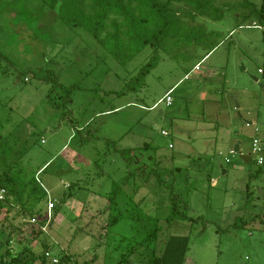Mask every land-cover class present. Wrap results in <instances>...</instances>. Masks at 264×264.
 Wrapping results in <instances>:
<instances>
[{"label": "rangeland", "instance_id": "rangeland-1", "mask_svg": "<svg viewBox=\"0 0 264 264\" xmlns=\"http://www.w3.org/2000/svg\"><path fill=\"white\" fill-rule=\"evenodd\" d=\"M247 2L262 0H215L222 20L197 23L219 32V45L202 59V47L168 43L133 87L150 46L107 50L41 0H0V174L11 166L19 185L9 220L29 212L0 264L28 261L41 242L59 261L115 264L155 219L157 255L187 236L185 264H264V163L240 158L254 140L264 156V27ZM171 195L193 221H166ZM108 217L116 223L105 229Z\"/></svg>", "mask_w": 264, "mask_h": 264}, {"label": "trees", "instance_id": "trees-1", "mask_svg": "<svg viewBox=\"0 0 264 264\" xmlns=\"http://www.w3.org/2000/svg\"><path fill=\"white\" fill-rule=\"evenodd\" d=\"M41 2L44 7L56 12L60 21L72 27L83 28L107 50L113 48L114 52H118L128 46L131 51L133 47H136L134 52H137L150 46L154 50V55L131 79V81L134 80V85L131 84L133 87L143 81L150 69L157 63L158 49H165L168 43L202 47L206 50L202 59L219 45L217 39L220 37V33L208 31L203 24L197 23L198 19H207L213 22L222 20L223 12L216 5L215 0H41ZM244 8L247 9L246 16L255 15L261 26L264 27V0L258 9L248 2L245 3ZM259 72L264 74L261 70ZM45 80L50 82V78H45ZM68 93L69 91H66L67 95ZM48 99L51 100V93H49ZM52 105L58 106L56 103H52ZM121 153L123 156L130 155L132 150H123ZM11 170V166H8V169L0 174V190L5 191L4 198L0 201V213L1 210L8 207L3 218L0 219V232L6 235L0 240V254L3 250L6 256L9 255L7 247L11 243L12 235L24 231L25 228L23 222L16 225L13 222L24 220L29 214L28 210L21 206L23 209L20 212L16 209L18 215L9 220V215L14 209L9 203V197L18 194L15 190L18 184L11 175ZM157 180L159 181V179ZM24 187H26L25 184ZM118 191L119 188L114 186L110 193L111 196L107 200V209L116 206L115 199ZM13 200L21 205L20 195L13 196ZM169 200L170 213L166 217L167 222L173 220L193 221L186 215V205L178 196L171 195ZM52 216L55 217V212ZM43 221L37 223L40 228L43 226ZM158 222L159 220L155 219L152 227L146 226L140 232H137L136 229L138 233L136 237L140 234L143 236L133 239L130 248L125 254L119 256L115 264H185L189 246L187 236L169 237L160 255L156 254L155 245L160 231ZM115 223V219L108 217L105 229H109ZM41 233L40 229L35 237ZM40 245L42 251L39 254L31 255L28 261L22 262V264H32L36 261H40L42 264H52L45 256L47 245L45 242H41ZM140 251H144V253ZM146 252L149 255H146ZM133 256L136 257L134 260ZM71 258L70 255H66L60 261L58 260V264H71ZM17 259L12 258L11 262L13 264L21 263ZM95 259L94 256L91 261H86L84 264H92Z\"/></svg>", "mask_w": 264, "mask_h": 264}, {"label": "built area", "instance_id": "built-area-1", "mask_svg": "<svg viewBox=\"0 0 264 264\" xmlns=\"http://www.w3.org/2000/svg\"><path fill=\"white\" fill-rule=\"evenodd\" d=\"M197 69V67H196ZM171 91H169L168 93H166L165 97L163 100L160 101V103H164L166 107L170 106L172 103V99H171ZM163 135H166L165 132H162ZM255 155V159H256V163L257 165H262L264 162V156L262 154V149L259 146V142L257 140H254L252 142V148H251V153L250 156ZM4 194L5 191L4 190H0V201L3 200L4 198ZM48 208L52 209L53 208V204L49 203L48 204ZM32 222H34L35 220H31ZM46 258L52 263V264H58V260L49 256L48 253L45 254Z\"/></svg>", "mask_w": 264, "mask_h": 264}, {"label": "water", "instance_id": "water-1", "mask_svg": "<svg viewBox=\"0 0 264 264\" xmlns=\"http://www.w3.org/2000/svg\"><path fill=\"white\" fill-rule=\"evenodd\" d=\"M234 152L240 155L237 147L234 148ZM240 158L243 160L244 163H250L251 162L250 155H240Z\"/></svg>", "mask_w": 264, "mask_h": 264}, {"label": "crops", "instance_id": "crops-1", "mask_svg": "<svg viewBox=\"0 0 264 264\" xmlns=\"http://www.w3.org/2000/svg\"><path fill=\"white\" fill-rule=\"evenodd\" d=\"M196 67H197V66H196ZM196 67H195V69H196ZM169 91H171V90H169ZM169 91H168V92H169ZM168 92H167V93H168ZM170 96H171V95H170ZM171 104H172V103H171ZM115 110H116V109H115ZM106 113H107V112H106ZM237 148H238V147H237ZM238 150H239V149H238Z\"/></svg>", "mask_w": 264, "mask_h": 264}, {"label": "flooded vegetation", "instance_id": "flooded-vegetation-1", "mask_svg": "<svg viewBox=\"0 0 264 264\" xmlns=\"http://www.w3.org/2000/svg\"><path fill=\"white\" fill-rule=\"evenodd\" d=\"M250 155V154H249ZM251 157V156H250Z\"/></svg>", "mask_w": 264, "mask_h": 264}]
</instances>
